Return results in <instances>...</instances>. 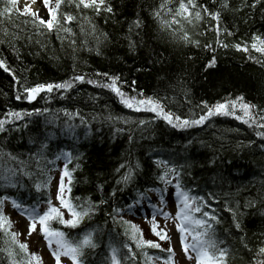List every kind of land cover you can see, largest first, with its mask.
Segmentation results:
<instances>
[{"label":"trees","instance_id":"obj_1","mask_svg":"<svg viewBox=\"0 0 264 264\" xmlns=\"http://www.w3.org/2000/svg\"><path fill=\"white\" fill-rule=\"evenodd\" d=\"M180 2L105 0L112 12L97 14L75 7L72 0H61L56 10L59 23L54 21L52 30L34 25L32 16L18 15L15 9L0 15V60L10 69L0 68V120L8 121L0 131L3 210L5 201L13 200L24 207H48L57 171L63 174L67 163L72 183L64 178L65 197L74 205L90 202L96 207L75 228L58 221L50 222V228L65 233L72 243L93 233L96 247L84 249V264H111L112 247L119 249L121 264H168L171 238L165 222H155L157 231L170 238L160 240L152 231L153 221L134 219L133 223L120 208L163 191L160 177L170 168L179 173L184 191L203 198L193 203V220L206 219L202 213L208 212L219 221H208L209 236L217 242L210 254L226 249L221 264H264L259 251L264 248V136L257 135L264 132L258 127L264 124V53L251 48L254 36L264 39V0H192L201 19L163 27L153 13L159 10L162 20L171 22ZM53 3L55 7L56 0ZM5 7L7 0H0V12ZM216 12L219 32L217 21L208 15ZM65 14L75 19L66 23ZM185 33L188 41L182 39ZM236 44L247 45L248 51L237 50ZM76 76L84 81H74L68 90L40 92L31 101L24 92L25 87L59 84ZM111 77L119 78L117 86L126 97H150L165 113L181 120L199 119L217 103L243 97L244 103L255 106L256 122L250 121L251 126L243 122L248 117L238 102L234 110L230 107L234 115L175 127L143 106L140 111L126 107L115 92L100 86L111 83ZM9 112L28 115L16 119ZM69 132L77 136L76 142L62 141L54 149L63 140L60 134ZM60 147H70L64 153L72 156L63 165L57 159ZM168 179L177 182L172 173ZM197 206L200 212L195 211ZM63 211L64 219H69L68 211ZM125 221L137 225L142 239L159 243L160 248L137 247ZM193 226L197 232L204 230ZM18 240L37 255L30 243ZM13 258L17 264L27 259L0 231V264H11Z\"/></svg>","mask_w":264,"mask_h":264},{"label":"snow or ice","instance_id":"obj_2","mask_svg":"<svg viewBox=\"0 0 264 264\" xmlns=\"http://www.w3.org/2000/svg\"><path fill=\"white\" fill-rule=\"evenodd\" d=\"M73 3H75V7L77 8H84V9H92L95 11L97 14L101 10L107 11L108 13L112 12L111 6L107 5L105 3V0H72ZM259 2V0H257ZM32 3H35V0H32ZM43 3L45 5L49 4V0H43ZM7 4L9 7H5L2 12H0V15H8L10 14L13 9L17 11L18 15H30L33 17L32 23L39 24L40 26H43L47 28L48 30H52L54 28V21H56V10L60 8L61 5V0H56L55 7H49L47 11L50 14V18L48 20H44L38 16V14L34 11H32L31 7L29 5H25L22 12L21 10L17 7L18 6V0H7ZM165 7L164 4L160 5V8L163 9ZM224 7H227V4L225 3ZM255 7V5H253ZM195 8V4L192 3V0H188V3L185 4L183 0L179 3V8L177 10L176 15L183 17L185 19H188L192 13L190 12V9ZM169 12H171V9H168ZM203 11L207 12V9L204 8ZM153 15L157 19H161V23L163 27H171L173 23L178 24L179 20H176L175 18L169 22V21H164L162 20L160 16V11L157 10L153 13ZM208 15L212 16L216 21H217V32H219V19H220V13H208ZM75 17L72 15L65 14V21L66 23H71ZM195 19L199 20L201 19V12L196 11L195 12ZM189 22H191L189 20ZM56 23H59L56 21ZM137 26H139V21L136 22ZM83 30V28H81ZM64 31L70 33L71 29L70 28H65ZM93 31H95V26H93ZM232 33H228V35H231ZM185 41L189 40L188 35L185 33L184 36L182 37ZM253 43L251 44V48L256 50L257 52L264 53V39H262L259 36H254L253 37ZM258 42V43H257ZM73 43H75L73 41ZM259 45V46H258ZM224 47H227V45H223ZM210 47V46H209ZM235 47L237 50H242L247 52L248 51V46H241L240 44H236ZM215 61L213 60L211 64H214ZM0 68L4 69V71H10L8 66L5 64L3 60H0ZM14 75V73H13ZM107 75V74H105ZM118 77H111V83L105 84V85H100L102 87L110 88L113 92L116 93V95L120 98L121 102L128 108L130 109H135L136 111L142 110H149L152 112H156L159 116H162L163 119H165L169 124H173L175 127H188V126H193V125H199L204 123L209 117L215 116V115H225V116H230L234 115V109L237 106V103L239 102V108L243 112L244 116L248 117V119H244L243 122L245 124H250L255 123V117L252 115V109L255 108L254 105H251L249 103H244L243 102V97H237L236 100L226 102V103H217L214 108H208L206 114L201 115L199 119H184L181 120L180 117L176 116L174 117L171 113H165L163 111L162 105H160L158 102H154L152 98H147V99H139L137 100L135 97H126V94L123 93L120 89V87L117 86V81ZM74 81H79L83 82L84 77L83 76H76L73 77L72 80L65 81L59 84H39L36 85L35 87H25L24 92L27 93V99L29 101L34 100L36 96L40 92H52L53 89H64L68 90L71 89L74 86ZM88 83H94V81L89 80ZM142 95V94H141ZM16 99H20V95L16 96ZM205 107L207 105L205 104ZM231 109L233 110H230ZM39 111V110H37ZM9 116L15 117L16 119L22 118L23 115H28V113H19V112H9ZM236 119H243V117L237 116ZM261 119H264V116H261ZM7 120H0V131L4 130V125L7 123ZM251 126V124H250ZM258 127L264 128V124H259ZM257 135L264 136V132H259ZM46 147V146H45ZM10 155V154H9ZM61 156L66 160L70 161L72 159V156L70 153H62ZM61 157H57V159H60ZM14 159V158H13ZM23 163V162H21ZM76 167H79V164L76 165ZM123 167V165H122ZM9 171L12 172L13 175L16 174V171L13 169H9ZM169 173L174 174V178L177 179V182L175 183L174 187L176 189L175 191V197L178 201V210L176 212L175 218L179 220V223L176 225L178 231L182 234L181 235V241L183 243V251L187 254L189 252V249H191L193 252L196 253V260L197 264H221V262L225 259L227 250L226 249H219L218 250V255L213 256L210 254V249H216L217 248V242L214 238L209 236V229H211V224L208 223L209 220L214 221L218 223L219 221L216 219L214 216H210L208 212L202 213L203 217L206 219H199V220H193L191 216V212L193 211L192 209V204L195 203L196 200H203L202 197L197 198V197H192L190 196L189 192L184 191L181 188V185L179 183L178 177L179 173L176 171L175 168H170L168 169L164 175L160 177V179L167 185L172 183L171 180L168 179ZM25 175H28V173H25ZM68 177V184L70 185L72 183V176L71 173L68 170L67 163L65 164L63 174L60 178L59 186H58V192H57V199L59 200L60 207L54 206L51 203V199L49 198L48 200V208L47 211L43 212L41 214L36 207H31V208H23L22 205L17 203L15 200L12 201V206L13 208L20 210L24 212L29 221V231L28 234L31 235L33 231L36 230L37 228V223L41 226L42 232L44 237L48 241L49 247L52 246L53 243L56 245V249L53 250L52 255L55 257L56 264H60V258L61 256H67L70 257L72 264H83L82 262V256L85 248H95L96 244L93 240V233L88 232L86 233L81 240H79L76 243H72L66 240L65 238V233L57 230H53L50 228V222L52 221H58L60 224H63L68 227L75 228L78 226V224L81 222V220L84 217L90 216L94 209L95 205L91 204L90 202L85 206L84 204L80 205H74L70 199H67L64 195L65 193V182L64 178ZM131 177V172L124 176L122 179L124 182H127ZM8 177L5 176L4 180L8 181ZM50 180V178H49ZM47 186V185H45ZM40 185H37V188H39ZM68 192L71 191V188L69 187L67 189ZM7 199V198H5ZM161 199H163V196H161ZM3 200H0V231L4 232L7 236L10 237L11 242L13 245L18 246V248L26 255L27 259L25 260V264H41V258L34 254V253H29L28 252V245L26 243H21L18 240L19 233L12 231V222L10 217L5 215L4 210H3ZM67 210L68 213L70 214L69 219H64V211ZM119 211V210H118ZM196 212H200L201 208L196 207L195 208ZM165 217H168L170 214L169 213H163ZM235 215V214H234ZM124 223H127L130 225L133 235L132 239L136 240V246L137 247H142L144 245H147L148 247L151 248H160L159 243H155L151 240H143L142 239V233L139 229V227L135 224H131V222L125 221ZM195 223L196 225H200L203 227L202 232H197L195 235L192 236V243L189 244L187 243V236L184 235V233L189 231L188 226L191 224ZM236 227L239 228L240 225L237 223ZM152 231L153 233L159 237L160 240H168L170 239L167 234L163 231H157V224L155 223V215L153 216V224H152ZM140 234L141 238L137 239V234ZM8 251V255L10 257H14V253L10 249H6ZM170 253V259L168 261V264H172L171 262V255H174L172 253L171 249H168ZM261 254H264V248H261L260 250ZM134 255V254H133ZM189 259L192 257L189 256ZM111 264H121V260L119 258V249L112 247L111 252H110V257H109ZM11 264H17L16 260L13 258L11 261Z\"/></svg>","mask_w":264,"mask_h":264},{"label":"rangeland","instance_id":"obj_3","mask_svg":"<svg viewBox=\"0 0 264 264\" xmlns=\"http://www.w3.org/2000/svg\"><path fill=\"white\" fill-rule=\"evenodd\" d=\"M26 4L31 7L32 11L36 12L38 16L44 20H48L50 18V14L47 11V9L49 7L54 8L53 0H49L48 5H45L43 3V0H35V3H32V0H18V6L20 9L23 10ZM190 12L192 13V15L188 19L174 15L171 21L175 18L176 20H179L180 23L185 22L188 25L194 24L193 22L194 20H196L195 19L196 10L190 9ZM189 20L191 22H189ZM57 173H58L57 179L55 182H53V198L51 203L54 206L60 207L59 200L57 199V192L61 177V170H59ZM174 185L175 184L172 183L166 185V190L164 193L165 199L163 200V202H161L160 199H158L159 196L157 193H154L151 196L150 199L154 200L159 208L153 207L152 201L146 200L145 202H143V204L135 202L133 204L134 214L136 216H145L146 218L153 219L154 215L156 218V217H163L164 216L163 213H169L170 215L165 218L171 234L170 246L174 253V256L171 260L172 264H197L195 252L189 249V252L186 254L183 251V243L181 241L182 234L178 231L176 227V225L179 223V220L175 218L176 212L178 210L177 207L178 201L175 197L176 189ZM162 206H165L167 210L164 211ZM36 208L41 214H43V212L47 211L48 207L45 208L36 207ZM4 213L11 219L12 222L11 230L19 233L18 237L20 240L31 243V246L37 249V252L39 253L38 256L41 257L42 260H44L43 264H56L55 257L52 255L53 250L56 249V245L55 243H53L52 246L49 247L48 241L44 237L39 223H37L36 230L33 231L31 235H29L28 231H29L30 221L24 212L13 208L12 203H6L4 208ZM188 228L189 231L184 233V235L187 236V243L191 244L192 236L195 235L196 233L192 230L191 225L188 226ZM189 256H191L192 258L189 259L188 258ZM60 264H72V261L70 257L62 255L60 258Z\"/></svg>","mask_w":264,"mask_h":264},{"label":"bare ground","instance_id":"obj_4","mask_svg":"<svg viewBox=\"0 0 264 264\" xmlns=\"http://www.w3.org/2000/svg\"><path fill=\"white\" fill-rule=\"evenodd\" d=\"M70 127V123H69V126L67 127V128H69ZM62 130H63V128H61ZM61 130V131H62ZM60 134V133H59ZM61 136H62V139L63 140H61L55 147H54V149H59V146H60V144H61V142L62 141H64V142H66V143H68L69 145H71V144H73V143H75L76 142V135H74L73 133H71V132H69L68 134H60ZM61 149H60V151H59V153H58V155H57V157L59 156V157H62L61 156V154L62 153H64L66 150H69L70 149V147H68V148H65V147H60ZM59 160H61V159H59ZM61 161H63V160H61ZM64 161H66L65 159H64ZM67 162V161H66ZM180 185H181V187H183V183H181L180 182ZM154 193H157L158 194V199H160V195H161V193L159 192V191H155V192H153V194ZM165 199V198H164ZM140 204H143V203H140ZM153 204V207H158L157 206V204H156V202H153L152 203ZM159 208V207H158ZM122 209V212H125V213H127L128 214V216L129 217H131V218H129L130 220H132L133 221V223L135 222V220H138V219H142V220H148L149 218H146L145 216H136L135 214H134V207H133V205H131L129 208H125V206H123V207H121L120 208V210ZM135 219V220H134ZM108 243V246H109V244H111L112 243V241L110 240V241H108L107 242ZM109 247H112V245H110ZM108 247H106V249H107Z\"/></svg>","mask_w":264,"mask_h":264},{"label":"water","instance_id":"obj_5","mask_svg":"<svg viewBox=\"0 0 264 264\" xmlns=\"http://www.w3.org/2000/svg\"><path fill=\"white\" fill-rule=\"evenodd\" d=\"M45 92V91H44Z\"/></svg>","mask_w":264,"mask_h":264}]
</instances>
